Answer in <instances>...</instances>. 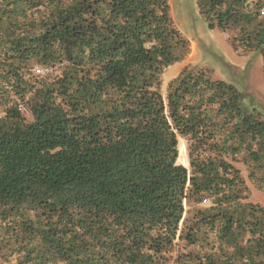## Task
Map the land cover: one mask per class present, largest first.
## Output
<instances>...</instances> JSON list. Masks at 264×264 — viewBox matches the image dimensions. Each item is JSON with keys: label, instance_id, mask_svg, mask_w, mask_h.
I'll use <instances>...</instances> for the list:
<instances>
[{"label": "trees", "instance_id": "trees-1", "mask_svg": "<svg viewBox=\"0 0 264 264\" xmlns=\"http://www.w3.org/2000/svg\"><path fill=\"white\" fill-rule=\"evenodd\" d=\"M194 1L264 79V0ZM189 52L169 0H0V264H264V117L208 71L163 97Z\"/></svg>", "mask_w": 264, "mask_h": 264}, {"label": "rangeland", "instance_id": "rangeland-1", "mask_svg": "<svg viewBox=\"0 0 264 264\" xmlns=\"http://www.w3.org/2000/svg\"><path fill=\"white\" fill-rule=\"evenodd\" d=\"M169 5L177 28L190 44V52L184 61L164 70L161 88L163 97L166 95L169 82L185 67L192 71H208L212 78L233 84L246 97V102L254 106L264 117V79L259 55L234 52L229 40L234 37L235 32H221L217 28L208 29L194 0H169ZM184 142L179 140V145L185 147ZM177 163L180 164L178 160ZM231 163L240 171L244 179L248 193L246 202L264 207V185L248 178V170L241 162V157ZM184 205L186 210L184 217L187 218L191 207ZM202 205L207 206L209 202ZM180 245V242L174 241L173 253L168 264H174Z\"/></svg>", "mask_w": 264, "mask_h": 264}, {"label": "bare ground", "instance_id": "bare-ground-1", "mask_svg": "<svg viewBox=\"0 0 264 264\" xmlns=\"http://www.w3.org/2000/svg\"><path fill=\"white\" fill-rule=\"evenodd\" d=\"M178 161L181 165L187 166V158L185 153V147L183 145H178Z\"/></svg>", "mask_w": 264, "mask_h": 264}, {"label": "built area", "instance_id": "built-area-1", "mask_svg": "<svg viewBox=\"0 0 264 264\" xmlns=\"http://www.w3.org/2000/svg\"><path fill=\"white\" fill-rule=\"evenodd\" d=\"M262 14H263V13H262ZM37 72H38V71H37ZM37 72H36V73H37ZM38 73H39V72H38ZM40 74H42V73H40ZM40 74H39V75H40Z\"/></svg>", "mask_w": 264, "mask_h": 264}]
</instances>
